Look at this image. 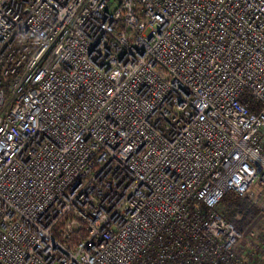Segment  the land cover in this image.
<instances>
[{"label":"built area","instance_id":"1","mask_svg":"<svg viewBox=\"0 0 264 264\" xmlns=\"http://www.w3.org/2000/svg\"><path fill=\"white\" fill-rule=\"evenodd\" d=\"M229 191L264 208V0H0V264H264Z\"/></svg>","mask_w":264,"mask_h":264},{"label":"trees","instance_id":"2","mask_svg":"<svg viewBox=\"0 0 264 264\" xmlns=\"http://www.w3.org/2000/svg\"><path fill=\"white\" fill-rule=\"evenodd\" d=\"M219 209L225 219L241 232L252 226L261 213L258 205L248 198L241 197L235 191H229L223 196Z\"/></svg>","mask_w":264,"mask_h":264},{"label":"rangeland","instance_id":"3","mask_svg":"<svg viewBox=\"0 0 264 264\" xmlns=\"http://www.w3.org/2000/svg\"><path fill=\"white\" fill-rule=\"evenodd\" d=\"M261 209V213L260 215L257 217L256 221H255V225H262V229L264 230V208L262 209V207H260ZM244 242L246 243L247 242V239L245 238Z\"/></svg>","mask_w":264,"mask_h":264}]
</instances>
